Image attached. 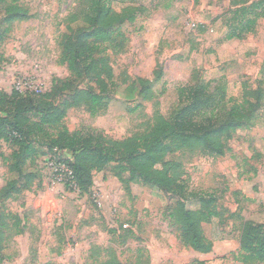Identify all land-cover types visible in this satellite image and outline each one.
Instances as JSON below:
<instances>
[{
  "label": "rangeland",
  "instance_id": "rangeland-1",
  "mask_svg": "<svg viewBox=\"0 0 264 264\" xmlns=\"http://www.w3.org/2000/svg\"><path fill=\"white\" fill-rule=\"evenodd\" d=\"M229 1L116 3L117 11L123 6H142L146 12L134 24L122 26V36L106 46L103 56L113 73L107 107L97 114L84 105L68 110L64 124L69 132L129 137L145 130L155 111L168 115L176 106L178 89L184 86L203 84L213 93L224 88L235 98L244 87L264 91V18L257 20L254 33L226 41L227 24L238 16ZM20 4L29 17L14 22L0 44V90L43 93L50 90L53 79L65 80L69 75L60 62V42L66 18L79 13L85 0H20ZM138 79L150 81V100L140 96ZM80 87L89 89L94 84L85 81ZM165 143L169 145L168 140ZM227 146L225 155L217 158L189 149L173 154L188 191L213 200L210 208L217 216L202 225L208 251L180 241L169 225L164 213L175 204L169 194L136 184L124 191L113 177L112 164L93 174L90 192L82 195L54 181L45 162L48 157L39 155L31 165L37 179L7 199L0 196V221L7 224L0 264H103L112 260L122 264H262L241 262L236 254L242 221L264 226V111L254 126L237 130ZM12 151V145L0 138V191L14 179L8 171ZM69 157L67 152L61 156L62 160ZM185 206L204 209L197 200Z\"/></svg>",
  "mask_w": 264,
  "mask_h": 264
},
{
  "label": "trees",
  "instance_id": "trees-1",
  "mask_svg": "<svg viewBox=\"0 0 264 264\" xmlns=\"http://www.w3.org/2000/svg\"><path fill=\"white\" fill-rule=\"evenodd\" d=\"M123 1L85 0L79 13L66 18V33L60 42V62L69 74L65 80L53 79L50 90L43 93L0 90V138L13 147L8 171L14 175L0 196L7 199L37 179L31 165H35L39 155L65 163L82 195L90 192L93 174L113 164V177L124 191L136 184L173 197L175 204L167 207L165 219L177 231L180 241L192 242L197 250L206 252L210 245L202 225L217 216L210 208L213 200L188 191L173 154L189 149L207 158L223 157L236 131L254 126L262 115L264 91L244 87L242 95L235 98L229 97L224 88L213 93L203 84L184 86L178 89L176 106L168 115L155 111L152 123L129 137L112 139L99 132H69L64 124L68 110L84 105L91 114H97L107 107L113 73L109 60L103 56L106 46L122 36V26L134 24L146 12L142 6H123L117 11L115 4ZM229 6L238 16L234 23L227 24L226 41L241 40L254 33L257 20L264 18V0H230ZM28 17L20 0H0V44L9 36L14 22ZM75 23L82 27L73 29L71 25ZM155 74L158 80L160 71ZM85 81H91L94 87L82 89L80 85ZM137 81L142 99L150 100V81ZM64 152L70 157L62 160ZM189 200H197L204 209L188 210L185 203ZM18 220L16 217V226ZM5 228L7 224L0 221V244ZM236 259L264 264L263 225L242 221ZM103 264L122 263L112 260Z\"/></svg>",
  "mask_w": 264,
  "mask_h": 264
},
{
  "label": "built area",
  "instance_id": "built-area-1",
  "mask_svg": "<svg viewBox=\"0 0 264 264\" xmlns=\"http://www.w3.org/2000/svg\"><path fill=\"white\" fill-rule=\"evenodd\" d=\"M45 162L50 169V175L54 179V181L60 184L68 185V187L77 190L73 173L65 163H63L59 159H51L49 157L45 160Z\"/></svg>",
  "mask_w": 264,
  "mask_h": 264
}]
</instances>
